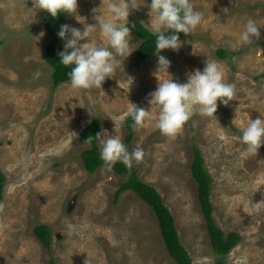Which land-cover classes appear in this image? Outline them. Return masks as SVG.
<instances>
[{
  "label": "rangeland",
  "instance_id": "obj_1",
  "mask_svg": "<svg viewBox=\"0 0 264 264\" xmlns=\"http://www.w3.org/2000/svg\"><path fill=\"white\" fill-rule=\"evenodd\" d=\"M109 2L78 0L76 15L65 13L61 25L83 30L77 19L95 23L93 16ZM150 2L128 17L132 52L115 57V71L102 89H73L70 82L53 89V68L45 60L51 41L46 12H34L32 0H0V264H177L146 202L126 191L115 203L128 175L107 167L86 170L81 155L91 145L80 134L96 119L105 138L117 135L129 152L143 151L132 168L161 194L192 264L219 263L192 175L194 145L213 178V218L224 232L241 237L225 262L264 264V146L251 155L239 140L249 119L264 117V0H190L203 13L201 24L180 36L179 51L159 55L170 60L169 74L179 83L202 70L207 58L218 60L236 96L228 105L218 101L213 117L192 108L174 138L158 130V107L149 103L158 84L157 54L146 60L137 55L143 40L135 25L150 31ZM248 20L261 35L243 45L239 34ZM89 39L107 46L98 31ZM220 50L226 58L218 56ZM131 104L149 110L150 118L133 126L129 143ZM40 225L52 230L50 252L34 233Z\"/></svg>",
  "mask_w": 264,
  "mask_h": 264
},
{
  "label": "clouds",
  "instance_id": "obj_2",
  "mask_svg": "<svg viewBox=\"0 0 264 264\" xmlns=\"http://www.w3.org/2000/svg\"><path fill=\"white\" fill-rule=\"evenodd\" d=\"M78 0H32V10H43L52 18L62 13L76 15ZM144 0H112L102 4L98 15L93 16L95 23L84 24L81 30L69 24L60 25L56 35L64 41L63 50L58 52L59 62L69 67V82L73 89H102L106 78L112 77L115 71V57H128L131 52L128 17L133 10H138ZM150 23L147 25L155 35V53L157 66L153 75L158 81L155 91L149 93V103L158 107L156 127L161 134L174 138L191 118L192 108H196L201 116L213 117L217 111L218 101L228 105L236 96L235 85L225 81L222 64L207 58L203 69H195L187 75L184 83L175 81L169 74L171 62L163 55L162 50L179 51L183 46L180 33L188 35L201 24L204 16L195 10L190 0H151ZM97 12V9H94ZM77 18V17H76ZM260 26L248 20L244 30L239 34V42L243 45L253 44V38H260ZM106 40L107 46L91 41L93 33ZM81 41H86L81 43ZM128 116L134 127L142 125L150 118L149 110L131 104ZM89 115L93 114L89 111ZM106 131L94 136L99 145V158L103 165L111 169L117 162L131 169L133 161H140L144 155L141 149L129 152L127 146L117 135L105 138ZM240 143L245 151L256 155L264 146V117L250 120L240 129ZM72 226L69 225V228Z\"/></svg>",
  "mask_w": 264,
  "mask_h": 264
},
{
  "label": "trees",
  "instance_id": "obj_3",
  "mask_svg": "<svg viewBox=\"0 0 264 264\" xmlns=\"http://www.w3.org/2000/svg\"><path fill=\"white\" fill-rule=\"evenodd\" d=\"M64 18L65 13L60 14L56 18H52L46 12V17L43 22L48 35L51 37V41L46 47L45 60L53 68V89H57L60 85L69 82L68 72L70 68L65 67L59 62L58 52L63 50V44L56 35ZM135 27L139 37L143 40L137 52L139 59L146 60L152 58L155 55V35L140 23H136ZM181 35L183 33L179 34V36ZM218 56L224 59L227 57V53L224 50H220ZM101 124V120L96 119L82 130L80 134L81 138L91 145V148L84 151L81 157L86 170L92 174L97 172L101 167H106L99 158V145L94 137L99 132ZM128 129L130 133L127 141L131 143L134 136L133 121L131 118L128 120ZM193 155L194 160L191 170L198 185L199 202L206 220L210 242L214 252L219 256L218 264H227L225 262V256L240 243L241 237L235 232L228 234L224 232L213 218V205L211 201L213 178L205 167V159L201 150L196 145L193 146ZM112 169L118 174L128 175V181L116 193L115 203H117L119 197L126 191L135 192L155 212L159 222L160 232L170 257L177 264H192L189 252L179 236L175 219L169 208L165 205L161 194L154 187L144 183L139 178L137 171L132 167L128 169L124 164L117 162ZM4 185L5 176L0 171V206L3 202ZM34 233L50 252L52 230L48 226L40 225L35 228ZM50 264H56L55 260H51Z\"/></svg>",
  "mask_w": 264,
  "mask_h": 264
}]
</instances>
